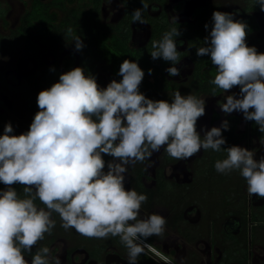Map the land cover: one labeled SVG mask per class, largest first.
Segmentation results:
<instances>
[{"label": "clouds", "instance_id": "obj_1", "mask_svg": "<svg viewBox=\"0 0 264 264\" xmlns=\"http://www.w3.org/2000/svg\"><path fill=\"white\" fill-rule=\"evenodd\" d=\"M256 5L264 11V0H255ZM147 8L142 0V7L132 13L133 22L146 23ZM212 22L204 46L196 50L197 56H210L217 69L210 81L216 86L212 95L216 88L228 93L238 86L239 98L226 95L218 103L221 111L242 112L264 133V53L247 45L248 25L232 13L214 11ZM66 34L72 36L77 51L83 48L81 36L73 35L71 27ZM178 36V28L172 27L152 42V59L170 61L172 66L166 69L170 76L181 71L175 66L181 60ZM118 75L120 81L113 79L102 88L80 66L61 73L58 82L39 92V111L28 131L15 135L11 123L4 126L0 183L7 187L0 190V264H29L25 253L31 254L45 234H51L56 223L53 213L65 230L74 228L90 238L118 236L127 249L128 264H137L146 249L154 251L147 240L163 237L167 221L160 214L140 216L148 197L125 187V173L129 165L143 163L162 147L176 160L201 149H224L227 156L215 162L216 171L239 170L249 195L264 198V156L257 160L254 151L239 145L223 148L227 120L203 136L197 131V121L206 112L204 98L180 91L171 102L148 98L139 90L144 70L134 60L125 59ZM260 143L264 145V140ZM104 156L112 159L106 161ZM17 183L23 186V198L13 187ZM37 199L44 207L35 203ZM31 264H61V260L45 246L32 256Z\"/></svg>", "mask_w": 264, "mask_h": 264}, {"label": "flooded vegetation", "instance_id": "obj_2", "mask_svg": "<svg viewBox=\"0 0 264 264\" xmlns=\"http://www.w3.org/2000/svg\"><path fill=\"white\" fill-rule=\"evenodd\" d=\"M231 1L221 5L215 0H162V4L151 1L158 8V12L150 13L149 3L147 12L151 18H163L177 25L179 32H184V35L176 38L180 44L177 48L181 53V60L175 66L181 68V75L186 72L190 75L191 83L185 91L198 94L199 97L205 95L208 99L205 115L197 121V131L203 136L213 125L218 123L219 127L227 118L236 117L234 133L230 138H225L226 143L222 147H246L254 151V158L259 160L264 156V145L260 143V139L264 140V133L258 130L255 123L252 126V122L246 119L243 130H239L241 117L236 113L221 116L217 109L219 105L214 103L215 100H222L223 103L224 95H230L231 92L239 97V87L232 88L228 93L217 91L215 96L212 95V88L209 91L201 89L197 82L203 79L201 81L208 80L210 83L217 69L211 63L210 56H207V64L200 69V76L194 77L195 63L198 60L189 55L186 26L196 25L195 29L200 30L202 37H207L213 23L212 14L217 10L230 12L234 19L244 21L248 25L247 45L255 46L258 52L264 53V36L261 37V32L264 33V11L258 5L255 6V0ZM122 18L123 13L114 23ZM145 21L146 27L141 33L132 28L134 22H130L127 42L129 49L147 47L152 28L150 22ZM205 24L208 25L207 29ZM139 35L140 43L135 47L130 46L129 42ZM181 46L186 47L180 48ZM184 59L190 62V70L183 66ZM69 65L64 58L10 60L8 64L2 65L0 130L4 132V126L10 123L11 116H15L19 124L17 127L12 125L13 133L19 135L28 131L39 111V92L58 82L60 74ZM170 66L172 64L165 65L162 75H159L167 81L168 88L163 83H155V77L147 70L145 82L140 84L139 90L153 100H158L159 94L163 92L175 91L178 88V78L173 81L165 75ZM95 78L97 80L96 76ZM226 156L224 149L219 152L201 149L190 158L176 160L162 147L143 163L137 162L128 166L125 187L148 197L142 205L140 216L144 218L151 214H160L167 221L163 237L151 236L147 240L154 251L146 249L147 254L141 255L137 264H165L161 256L170 259L172 264H264V198L249 195L247 182L239 170H233L229 174L216 171L215 162ZM104 159L108 161L112 157L104 156ZM6 187L0 183V190ZM13 187L23 198V186L17 183ZM35 203L44 207L38 199ZM53 219L56 223L51 234L46 233L44 239L33 247L31 254L25 253L29 264L37 250L45 246L50 249L52 256H59L61 264H128L127 249L118 236L106 239L90 238L74 228L65 230L58 214L53 213Z\"/></svg>", "mask_w": 264, "mask_h": 264}, {"label": "trees", "instance_id": "obj_3", "mask_svg": "<svg viewBox=\"0 0 264 264\" xmlns=\"http://www.w3.org/2000/svg\"><path fill=\"white\" fill-rule=\"evenodd\" d=\"M103 1L105 0H90L91 6L86 13L76 8L66 7L67 0H31L30 6L22 16L19 26L12 29L10 33L6 35L0 34V50L13 51L15 49H22L29 55H33L35 52H51L56 54L57 50L62 49L60 47L62 39L71 37L66 34L67 29L71 27L73 29V35H79L81 39L84 40L83 48L79 51L76 50V52L82 64L81 67L86 74L94 75L93 64L95 63V59H98L94 54L87 55L86 51L96 50L98 47L103 49L107 48L111 49L112 52L118 51L120 53L117 56L114 55L113 62L119 60V58L134 60L139 65L146 66L147 70L151 69V75L155 77L156 80L155 83L158 85L163 83L166 85V88H168L167 81L163 76L159 77V75H162L164 66L170 65L171 62L165 61L162 58L153 60L150 52L153 50L152 42L154 40H160L163 33L170 30L172 27H179L169 23L163 18H151L147 9H144L143 17L150 22L152 28L151 40L147 47H143L139 50L129 49L127 42L130 34V22L133 21L132 13L135 9L142 7V0H122L124 4L123 18L114 24L100 21V9ZM151 1L162 4V0H143V2L147 4ZM52 8L65 11V16L57 25L54 24L56 13L51 11ZM4 12L5 10H2L0 7V18L2 19ZM195 26L196 25H188L186 28L188 32L189 55L198 60L195 63L196 68L194 72V77H198L201 74L200 69L202 66L207 64V56L195 55L197 48L201 47V45L204 46V37H202L199 29H195ZM180 35H184V32L181 31ZM179 55L181 56L180 52ZM33 56H35V54ZM54 74H57V72L54 71ZM201 80L203 79L197 82L200 88L208 91L212 88L213 92L216 86L209 83L208 80ZM172 88H174V86ZM220 90L221 89L216 88V92ZM226 120L229 123V128L227 130H222V135L224 138H230L234 133V125L237 122V118L229 117ZM251 122L253 126L255 122Z\"/></svg>", "mask_w": 264, "mask_h": 264}, {"label": "rangeland", "instance_id": "obj_4", "mask_svg": "<svg viewBox=\"0 0 264 264\" xmlns=\"http://www.w3.org/2000/svg\"><path fill=\"white\" fill-rule=\"evenodd\" d=\"M42 1H48V0H42ZM217 2H219V4H225L226 2H232L231 0H215ZM236 1V0H234ZM31 3V0H0V7L1 9L5 10L4 12V16L3 19L0 18V34H8L10 33V31L12 29H15L17 26H19L20 21L22 16L25 14V12L27 11V9L29 8ZM91 3L90 0H67L66 2V7L68 8H76L78 10H81L83 12L88 11V9L90 8ZM149 7H150V13L155 14L156 12H158V8L153 5V3H149ZM169 8V6H168ZM51 11H54L56 13V20L54 21V24H58L59 21L65 16V11L64 10H59V9H55L52 8ZM124 11V4L122 2V0H105L101 3V9H100V21L103 23H114L115 21L118 20V18L120 17V15H122ZM212 21V20H211ZM131 27V25H130ZM134 27V29L141 33V31H143L145 24H140L139 22H134L132 24V28ZM135 31V32H136ZM264 36V33L261 32V37ZM135 40H132L129 42V45L132 47L137 46L140 42H139V36H135ZM84 41V40H82ZM141 41V40H140ZM60 47L62 48L61 50H57L56 54H52L51 52H42V53H34L35 56L33 55H29L27 53H25V51H23L22 49H15L12 52H8V51H0V67H2V65L4 64H8V61L12 60V61H18V60H23V59H45V60H51V59H65V63H69L70 65L68 67H65V72L77 67L81 65V62L79 60V56L78 53L76 52L75 46H74V42L72 41V36L68 39H62V43H60ZM180 44L177 43V46H179ZM110 47V46H109ZM186 46H181L180 48H185ZM111 48V47H110ZM87 55H92L94 54L96 57H98V59H95V67L93 66V72H94V76L97 77V83L100 87L104 88L107 87V85L113 80H117L120 81L122 79V77L120 75H118L119 73V68L121 63L125 60V58H119V60L114 61V55L117 56L118 54H120L118 51L117 52H112L111 49H107V48H101L98 47L96 50H88L86 51ZM130 53V52H129ZM128 53V54H129ZM83 56V53H82ZM68 60H71V62H68ZM131 60V59H130ZM184 64L183 66H187L186 69L190 70V62L186 59H184ZM143 70H144V78L146 76V66L144 65H139ZM151 68V66H150ZM181 70V68H180ZM0 72H1V68H0ZM181 72V71H180ZM165 75L167 77V79L169 80H173L175 78H178V88L175 91H169L167 93H162L159 94L158 96V100H168L169 102H171V100L173 99V94L176 91H180L182 93V95H187L189 94L188 92L185 91V89L189 86V84L191 83L190 79V75H188V72H186L185 74L180 75L179 76H170L168 74L167 71H165ZM143 78L142 81V85L144 84L145 80ZM195 87V86H194ZM193 88V87H192ZM195 89V88H193ZM230 94H235V96L237 98L238 95L235 92H231ZM192 95H197V97H199L198 94H192ZM224 97H226V95H224ZM200 98H204L206 100V106L208 104V99L205 97V95H202V97L200 96ZM214 103H222V100H215ZM219 105V104H218ZM219 113L221 114V116L226 115L223 111H221L220 107L217 108ZM232 113H236L241 117V123L239 125V130H243L244 128V121L245 118L243 116L242 112L239 111H233ZM15 116H11L10 118V123L15 127L19 120L14 118ZM17 121V122H16ZM200 123H202L201 121H199ZM218 127V123L217 125H213ZM212 126V127H213ZM17 127V126H16ZM0 134H3L2 130H0Z\"/></svg>", "mask_w": 264, "mask_h": 264}]
</instances>
